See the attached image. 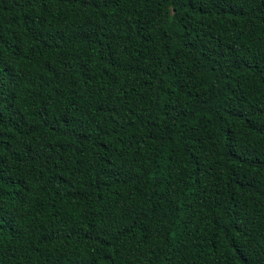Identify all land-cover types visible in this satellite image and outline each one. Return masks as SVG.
<instances>
[{"label":"trees","instance_id":"obj_1","mask_svg":"<svg viewBox=\"0 0 264 264\" xmlns=\"http://www.w3.org/2000/svg\"><path fill=\"white\" fill-rule=\"evenodd\" d=\"M0 264H264V0H0Z\"/></svg>","mask_w":264,"mask_h":264}]
</instances>
